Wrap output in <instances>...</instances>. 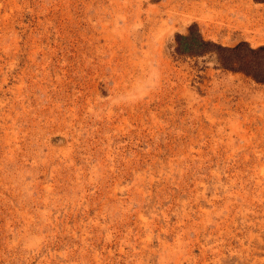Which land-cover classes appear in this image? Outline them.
<instances>
[{
	"label": "rangeland",
	"instance_id": "obj_1",
	"mask_svg": "<svg viewBox=\"0 0 264 264\" xmlns=\"http://www.w3.org/2000/svg\"><path fill=\"white\" fill-rule=\"evenodd\" d=\"M263 78L264 0H0V264H264Z\"/></svg>",
	"mask_w": 264,
	"mask_h": 264
},
{
	"label": "trees",
	"instance_id": "obj_2",
	"mask_svg": "<svg viewBox=\"0 0 264 264\" xmlns=\"http://www.w3.org/2000/svg\"><path fill=\"white\" fill-rule=\"evenodd\" d=\"M184 51L185 52H190V49L186 47V48H184ZM254 77H256V79H259L257 76H254ZM262 81H264V78L262 79Z\"/></svg>",
	"mask_w": 264,
	"mask_h": 264
}]
</instances>
